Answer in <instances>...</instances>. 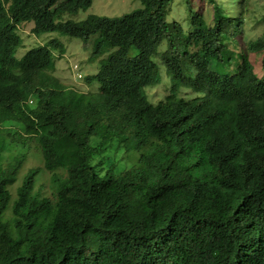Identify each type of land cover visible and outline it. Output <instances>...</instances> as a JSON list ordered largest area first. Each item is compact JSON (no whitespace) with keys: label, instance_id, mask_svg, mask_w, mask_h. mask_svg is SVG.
I'll return each instance as SVG.
<instances>
[{"label":"trees","instance_id":"1","mask_svg":"<svg viewBox=\"0 0 264 264\" xmlns=\"http://www.w3.org/2000/svg\"><path fill=\"white\" fill-rule=\"evenodd\" d=\"M93 1L0 0V115L31 137L51 174L50 195L45 186L35 193L33 169L14 199L23 158L3 166L10 146L0 136V264H264V57L259 76L230 46L252 0H236L235 15L212 0L208 50L169 22L175 0L63 21ZM29 23L36 36L111 51L87 78L98 90H68L55 78L56 41L17 59L18 29ZM251 47L264 52V33ZM161 67L172 85L153 104L147 90L160 84ZM50 139L77 149L79 163L69 165ZM116 140H134L139 163L101 176L92 159Z\"/></svg>","mask_w":264,"mask_h":264},{"label":"rangeland","instance_id":"2","mask_svg":"<svg viewBox=\"0 0 264 264\" xmlns=\"http://www.w3.org/2000/svg\"><path fill=\"white\" fill-rule=\"evenodd\" d=\"M219 5L224 6L229 13L235 15L233 9H236V0H216ZM142 7L139 0H94L92 7L88 10H80L75 13L67 14L63 21H85L89 16L101 17H120L130 14ZM242 20L236 22L238 28L235 32L234 44L230 45L235 49V44L242 49L253 63L256 73L262 76V60L264 52H253L251 47L252 41L264 33V0H252L244 7ZM241 19V18H240ZM170 23L177 22L183 26L187 34L192 33L191 40L195 49H210L211 46V28L214 25V6L212 0H175L169 8ZM242 25V26H241ZM34 23L21 25L18 34L22 40V46L17 51V59L24 58L32 49L47 46L50 42L56 41L59 47L52 48L53 53V75L68 90H77L80 93L88 91H97L99 84L97 82L89 84L88 77L98 73L100 63L105 60L111 51H105L103 54H94L95 40H91L87 45L81 38H70L58 33L36 36L32 33ZM239 53V51H238ZM238 55V54H237ZM79 69L75 70L74 67ZM81 74L82 79L78 78ZM159 83L153 88L147 90L149 100L153 104H158L170 94L172 85L171 78L167 75L164 67H161L158 74ZM182 97L192 98L195 96L191 91L183 90L180 94ZM264 110V102L258 104ZM7 118L0 115V136L6 140L10 150L4 155L3 166L14 164L17 158H23L22 166L17 175V181L10 189L14 199L16 198L17 189L22 186L24 178L33 169H38L39 173L35 177V193L40 191L42 196H48L51 193L50 183L51 174L44 169L43 157L41 152L34 146H31V137L13 127H6L3 121ZM64 141V140H63ZM61 141L45 140V143L52 145L53 149L60 151L69 165L79 163L77 149L72 148ZM93 146H98L100 140L94 138ZM139 163V153L135 150V141L131 140L126 146H121L118 141L107 144L92 159V165L96 167L101 176L114 168L116 175L129 170ZM65 174L64 170L58 173ZM9 217V216H7ZM6 217V219H7Z\"/></svg>","mask_w":264,"mask_h":264},{"label":"built area","instance_id":"3","mask_svg":"<svg viewBox=\"0 0 264 264\" xmlns=\"http://www.w3.org/2000/svg\"><path fill=\"white\" fill-rule=\"evenodd\" d=\"M74 69H75V70H78L79 67H78V66H75ZM78 78L81 79V78H82V75H81V74H78Z\"/></svg>","mask_w":264,"mask_h":264},{"label":"clouds","instance_id":"4","mask_svg":"<svg viewBox=\"0 0 264 264\" xmlns=\"http://www.w3.org/2000/svg\"><path fill=\"white\" fill-rule=\"evenodd\" d=\"M83 77V76H82ZM82 79V78H81Z\"/></svg>","mask_w":264,"mask_h":264}]
</instances>
